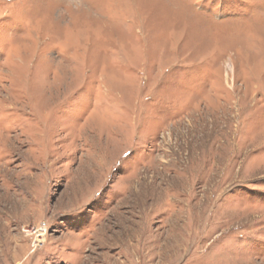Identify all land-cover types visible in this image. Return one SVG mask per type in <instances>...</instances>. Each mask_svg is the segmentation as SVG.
I'll list each match as a JSON object with an SVG mask.
<instances>
[{
    "label": "rangeland",
    "instance_id": "1",
    "mask_svg": "<svg viewBox=\"0 0 264 264\" xmlns=\"http://www.w3.org/2000/svg\"><path fill=\"white\" fill-rule=\"evenodd\" d=\"M0 264H264V0H0Z\"/></svg>",
    "mask_w": 264,
    "mask_h": 264
},
{
    "label": "bare ground",
    "instance_id": "2",
    "mask_svg": "<svg viewBox=\"0 0 264 264\" xmlns=\"http://www.w3.org/2000/svg\"><path fill=\"white\" fill-rule=\"evenodd\" d=\"M43 231H44V229H42V233L40 234V236H43Z\"/></svg>",
    "mask_w": 264,
    "mask_h": 264
},
{
    "label": "snow or ice",
    "instance_id": "3",
    "mask_svg": "<svg viewBox=\"0 0 264 264\" xmlns=\"http://www.w3.org/2000/svg\"><path fill=\"white\" fill-rule=\"evenodd\" d=\"M126 155H127V153H126Z\"/></svg>",
    "mask_w": 264,
    "mask_h": 264
}]
</instances>
